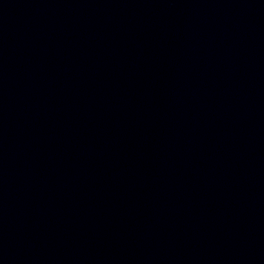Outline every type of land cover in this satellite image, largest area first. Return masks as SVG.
<instances>
[{
    "label": "water",
    "instance_id": "water-1",
    "mask_svg": "<svg viewBox=\"0 0 264 264\" xmlns=\"http://www.w3.org/2000/svg\"><path fill=\"white\" fill-rule=\"evenodd\" d=\"M0 264H264V0H0Z\"/></svg>",
    "mask_w": 264,
    "mask_h": 264
}]
</instances>
